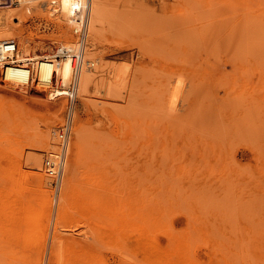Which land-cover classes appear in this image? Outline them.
Segmentation results:
<instances>
[{"label": "rangeland", "instance_id": "1", "mask_svg": "<svg viewBox=\"0 0 264 264\" xmlns=\"http://www.w3.org/2000/svg\"><path fill=\"white\" fill-rule=\"evenodd\" d=\"M6 1H0V14L20 7L18 1ZM47 2L46 6L51 8ZM109 2L111 18L106 36L94 54L86 55L87 60L95 62V67L88 71H94L100 83L106 82L107 86L103 84L100 90L92 86L87 100L78 93L67 166L59 180L46 174L44 160L51 150L60 153L55 132L64 119L66 90L62 95L59 91L51 93L60 95L50 100L54 107L39 105L35 99L20 95L13 100L14 96L0 91V140L4 141H0V153H6L2 154L4 158L0 155V169L4 166L2 169L12 175L41 173L49 181L45 188L51 194H45L55 204L50 219L47 214L43 217L40 231L24 223L16 230L0 229V264H4L5 253L17 264H50L48 256L53 254L55 243L59 244L55 250L58 255L55 260L50 258L51 264H72L76 246L67 247L63 243L67 238H80L75 240L77 247L84 241L97 245L106 264H120V259L137 260L133 250L106 244L103 247L95 239L93 244L95 237L80 222L81 215L76 210L67 214L74 221L66 214L67 219L63 220L58 214L65 174L78 150V129L85 130L90 159L105 158L103 155L108 159L105 161L110 165V178L105 183L118 193L124 184L130 186L143 176V195L150 205L158 206L160 242L184 239L189 243L192 261L197 264H264V0ZM215 2H225L221 3L222 10L215 7ZM192 5L196 9H191ZM202 8L207 9L206 15ZM190 11L194 18L186 16H191ZM42 15L33 6L27 19L20 20L34 37L61 39L42 53H57L62 41H79L71 19H62L59 28L55 19ZM4 22L7 21L0 19V31L6 27ZM19 38L14 39L19 54L32 55L26 53ZM36 39L31 40L32 45ZM0 83L4 84L1 80ZM14 90L26 91L22 87ZM46 133L49 143L45 147L42 138ZM139 152L141 162L137 161ZM34 154L41 158L40 168L30 160ZM12 185L20 187L0 176L3 202L10 200ZM27 186L26 196L33 197L34 192L38 195L36 180L29 179ZM104 193L108 195L107 191ZM37 208L40 209L35 207L30 212ZM60 219L69 222L64 225L70 230L56 222ZM134 236V232L124 233L120 242L124 238L133 240ZM14 238L19 241L8 243ZM31 239L32 250L26 252ZM7 262L10 264L9 259Z\"/></svg>", "mask_w": 264, "mask_h": 264}, {"label": "bare ground", "instance_id": "2", "mask_svg": "<svg viewBox=\"0 0 264 264\" xmlns=\"http://www.w3.org/2000/svg\"><path fill=\"white\" fill-rule=\"evenodd\" d=\"M0 1L2 2V1H6V0H0ZM13 1H18L20 7L16 8V9L13 8L14 11L13 10L11 11L10 9L8 11H2V13L0 14V19H2V20L5 19L7 21V22H4L6 25L5 29L0 31V42L1 41H11V40L14 41L15 36H17V37L19 36L20 37L19 39L21 40V44L25 48L24 50H26V53L30 52V53H32V55L31 54H30L31 56L26 55V54L21 55V54H19V51H18L16 62L21 63V64L15 65L13 67L5 68L4 72H2V74L0 72V80L2 83H4V84L0 83V88L2 89L0 91H2L4 94H6L8 96L9 95L14 96L15 98H13V100H16V96H18V99H19V95H20V97L22 96V98H25V99L28 98V100L35 99L38 102V104L40 103L41 105H45L46 107L53 106L52 105L53 102L50 100L62 95L61 93L64 90H66V92H68L69 83H70V80L72 78L74 68L76 66V60H74L72 58L73 55L71 53V52H75V51H73V49L77 50L78 54L83 53V58H84V62H85L88 59V58L86 59L87 53L89 55H91L92 54L91 52H93L94 50H97L99 48V43H101V41L103 40L102 38H104L106 36V32L108 30L107 27H108V25L110 26V18H111L110 7H109L110 2H109V0H49V5H51L52 7L48 8L46 6V3H48L47 2L48 0H13ZM221 3L224 4L225 2H215V4H216L215 7H217V8L220 7V9L222 10L221 7H223V5ZM52 4H54V5H52ZM195 5L194 6L192 5L191 9H193V7H194V9H196L195 7L197 5L196 6ZM207 5L208 4H206V6ZM209 5L212 6L211 4H209ZM0 6H1V4H0ZM33 6L38 7L40 14H43V15L51 18V20L55 19L59 28H62V19H66L67 21L69 19H71V21L74 20L73 21L74 23L76 22L77 19H81L82 21H83V19H84V21L87 20V27H88V29H87V42H86V45L84 46V48L81 49L79 45L73 46L77 42L69 43L67 41L66 43H62L63 42L62 41L61 42L62 52H60L56 55H54L52 52H50L51 54L42 53V51H44V49H47V48L52 49L53 47H55V46H53L54 43L56 41L60 42L61 39L60 38L58 39V37H56V39L50 38L51 40H53V41H50V39L48 40V38L40 37V36L34 37V35L27 33V30L20 24V20L23 21V20L27 19V15H29V13L31 12V8ZM40 6L42 8H40ZM206 6L204 8H206ZM210 6H207V7L210 8ZM0 8H2V7H0ZM227 8H228V5H227ZM212 9H209V10H212ZM4 10H5V8H4ZM197 10H198V8H197ZM204 10L206 11L207 9H203L202 12ZM205 11L203 13H205ZM219 12L220 13L218 14V16H220V14H221V11H219ZM226 12H227V10H226ZM195 13H196V11H195ZM223 13L224 12H222V15H221L222 17H224ZM190 14H191V16L189 14H186V16L188 15L189 17H193L191 11H190ZM208 14L210 15L209 17H211L210 11L209 12L207 11V15ZM87 15H88V19H87ZM205 15H206V13H205ZM203 18H206V17H203ZM16 19L18 20V22H16ZM182 19L185 20V17H182ZM12 21H13V23H15V25H13L11 23ZM1 25H2V23H1ZM76 26L77 25H75V27ZM34 38H37L36 43L34 45H32L31 40ZM93 54H94V52H93ZM93 59H94V57H93ZM88 70L89 69H87L86 67L82 68V72L80 73L79 82H78V93L82 97H84L85 99L88 98V96L92 93V92L90 93L92 86L95 87L96 90H100V88L103 86V84L106 85L105 84L106 82L100 83L102 81L101 80L99 81L96 78V74H94V71L91 72ZM97 70H98V68H97ZM95 73H97V72H95ZM109 84L112 85V83H109ZM15 87H22L23 89H26V91L24 90V93H22L20 91H15L14 90ZM18 90H19V88H18ZM101 90H103V89H101ZM54 91L55 92L59 91L58 94H60V95H55V96L52 95L51 93H55ZM105 91H106V89H105ZM110 91H111V89L109 91L107 89V92H110ZM66 94L67 93H65V95ZM58 105L56 108L57 110H59L58 108H60V106L58 107ZM176 116L179 117L178 115H176ZM180 118H182V115H180ZM75 132H76L75 133L76 134L75 135L76 136V148L78 150L76 151V153H74V157L72 158V163L69 165L68 170L66 171V174H65L66 179L64 178L65 179L64 180L65 187H64V191L62 192V201H61L62 203L60 205H58V207H59L58 214H60V215H62V217H64L62 219L63 220L67 219V217H66L67 214L70 215V213H73V214L76 213L75 211L71 212V209L76 210L78 212V214L81 215L80 222H82L83 225H86L87 228L91 229L90 233H93L92 234L93 236H91V235L90 236L92 238L95 237V238H93V241H94V239L96 241H99L100 243H102L103 247L106 244L109 247H113V246L120 247V248L123 247V249L126 248V249H130V250L135 251V255L137 256L136 261L132 260V259H130V260L120 259L118 262L120 264H134V263L135 264H143V263L144 264H197L195 261H192V259L190 257L189 243L187 241H185L184 239H174V240H172V242H170L168 244H166V243L164 244V243L159 241L158 226H157V217H158V208L157 207L158 206L150 205L147 202L145 196L143 195V188L145 187L143 176L136 178L135 182L133 184H131L130 186H129V184H127V185L124 184V186L121 187L122 190L118 193L119 190L114 189L112 186L105 183V181H107V179L110 178L109 177L110 176V172H109L110 171L109 170L110 165H109V163L107 164V162L105 161V160H108V159H106V156L103 155L105 158H102V156L98 157L99 158L98 160H94V159L91 160L89 155H88L89 154L88 140H87L85 130L84 129H78ZM6 137H7V135H6ZM1 139H3V138H1ZM6 139H10V138H6ZM6 139H5V141H6ZM47 139H48V137H47V133H46L42 138V146H45V147L48 146L49 142ZM0 141L2 142L3 140H0ZM7 142H6V144H8ZM10 144H11V140H10ZM2 151L3 150H1V152ZM7 152H9V150H7ZM2 154H6V153L4 152ZM2 154L0 153L1 157L3 156V158H4L5 155H2ZM140 155H141V152H139V154L137 156L138 162L142 161L141 160L142 158L140 157ZM1 157H0V159H1ZM7 158H6V163L9 161ZM91 158H94V157H91ZM4 160L5 159H3V161ZM11 160H10V162H11ZM30 160L37 167H39V168L41 167V158L39 155H35V154L32 155ZM58 161H60V160H58ZM6 163H4V165H6ZM66 164H67V162H66ZM15 165H16V163H15ZM66 166L67 165H65V167ZM2 168H4V166ZM2 168L0 169V176L4 180H6L10 183L19 184L20 187L19 188L13 187V185H12L14 192H13V194L10 197V200L8 202H3L2 200H0V229L3 230V229L8 228L7 231H12V230H16V228L18 229V227L20 225L22 226L24 223V225H27L33 229H37V230L39 229V231H40V229L43 228V226H44V223H42L43 217H45V214H47V216L50 219L52 212H53V208H54L53 205L55 206V204H53V202H52V199H50L47 196V194H49V193L46 192L47 190L45 187L47 185V182L49 183L48 179L46 182L44 176L39 172H36L30 176L26 175L25 174L26 172L24 174L19 172L18 174L12 175L8 171H4V169H2ZM10 169H9V171H10ZM11 170H13V169H11ZM21 170H22V168H21ZM14 171H15V169H14ZM18 171H20V170L17 169V172ZM78 175H79L80 179L78 178ZM29 179L36 180V183H37L36 187H38V190H36V191H39L38 195L36 194V196H35L36 192L33 191L34 192V196L32 194L33 197H29L31 194L26 196V193L28 191L27 182L29 181ZM104 191H107L108 195H106L104 193ZM45 192L47 194H45ZM30 193H31V191H30ZM53 201H54V196H53ZM55 203H56V201H55ZM36 204H38L39 206H37ZM35 207H40V209L37 208L38 210H36V212H34V213L30 212V211H32V209L34 211ZM44 210H46V212ZM29 212L33 213V214L31 215V214H29ZM69 215H67V216H68V218L71 219L72 217H70ZM62 219H60L59 221H56V222L57 223L59 222V225H60L62 222ZM73 219H71V220H73ZM48 220H46V221H48ZM63 222H62V225L67 227L68 225H64V224H66V222H68V221H63ZM62 225H60V226H62ZM24 227H26V226H24ZM57 227H58V225H57ZM58 228H60V227H58ZM63 229H64V227H63ZM68 230H70V228H68ZM127 232H134L136 234V236H134L133 240H129V238H124L125 239V240L123 239L124 242H120L122 235L124 233H127ZM27 233H29V232H27ZM59 233L60 232H58V234ZM5 234H6V232H5ZM58 234H56L57 237H59ZM28 235H30V234H28ZM20 236H22V235H20ZM60 236L62 237L61 233H60ZM8 237H11V236H8ZM6 238H7V236H5V239ZM30 238H32V237H30ZM60 238H58V239H60ZM3 239H4V236H3ZM11 239L8 243H14L16 241L17 242L19 241V239L16 240L15 238H14L15 239L14 241H11ZM22 239H24V238H22ZM53 239L55 242L56 241L55 237H53ZM61 239L60 240L63 241V238H61ZM76 239L77 238H75V239H73V238L68 239L67 238L66 240L64 239L65 241H63V243L64 244L66 243L67 247H70L71 249H73V246L74 247L76 246V248H74V255L72 258V264H106V260H104L103 256L101 255L100 250L96 247L97 245L96 246L90 245L91 243L89 244L88 243L89 241L88 242L82 241L83 245L82 246L79 245L77 247L78 244L77 245L75 244ZM79 239H77V240H79ZM87 239L89 240L90 238L88 237ZM93 241H92V243L94 244L95 241L94 242ZM1 242H4V240ZM32 242H34L32 239L28 241V245H26V248L24 249V251H26V252L30 251L31 252ZM132 242H133V244H132ZM78 243H81V242H78ZM15 244L17 245V243H15ZM53 245H55V246H52L54 248H53V251H51L53 253L52 254L53 257H51L52 255L48 256V257L52 258V260L54 258H56L58 255L57 251H55V250L57 249L56 246H58L59 244L57 245L55 243ZM3 246H5V244H3ZM9 246H11V244H9ZM21 247H22V245H21ZM60 247H61V244H60ZM14 248H17V246ZM2 249H4V247H2ZM18 249H21V248H18ZM16 250L17 249H14V251H16ZM59 251H61V250H59ZM104 251H107V250H103V252ZM20 252H22V251H20ZM1 253H2V250H1ZM12 253L13 252H11V255H12ZM2 254L4 255V253H2ZM6 254H8V253H5V255ZM46 254H47V252H46ZM5 255L3 256L4 264H8V262H7L8 259H9L10 264L11 263L13 264V262L15 264H17V261L16 262L13 260L11 261L10 260L11 257L9 256L10 258H8L7 257L8 255L7 256H5ZM59 255L60 256H58V257L62 260V254L59 253ZM35 256H36V254H35ZM6 258H7V260H5ZM50 258L48 259L49 260L48 262L51 264L52 260L50 262ZM33 260H34V258H33ZM36 260H38V259H36ZM61 260H59V262H61ZM45 261H46V259H44L43 262H45ZM36 263H38V261H36Z\"/></svg>", "mask_w": 264, "mask_h": 264}, {"label": "built area", "instance_id": "3", "mask_svg": "<svg viewBox=\"0 0 264 264\" xmlns=\"http://www.w3.org/2000/svg\"><path fill=\"white\" fill-rule=\"evenodd\" d=\"M54 5V4H52ZM88 19V15H87ZM76 20V19H75ZM78 20V21H77ZM76 20L75 32L79 35V41L73 45H79L80 48H84L87 42V20L83 21L81 19ZM74 21V20H73ZM19 47L15 41H1L0 42V72H4L5 68L13 67L15 65H20L17 63ZM75 52H71L73 59L76 60V66L74 68L72 78L69 83V88L66 99L67 104L64 111V119L62 124L58 127L55 132V138L57 145L59 146L58 152H47L44 160V170L50 178H55L59 180L64 172L66 161L68 158L69 141L72 132V127L74 126L75 116H76V105L78 98V82L82 68L92 69L95 67V62L93 60H86L84 62L83 53L78 54L77 50L73 49ZM62 52V47L60 46L58 52L54 55ZM60 160V161H58Z\"/></svg>", "mask_w": 264, "mask_h": 264}]
</instances>
